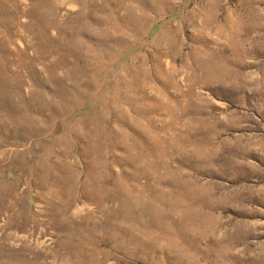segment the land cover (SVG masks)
<instances>
[{
  "label": "rangeland",
  "instance_id": "rangeland-1",
  "mask_svg": "<svg viewBox=\"0 0 264 264\" xmlns=\"http://www.w3.org/2000/svg\"><path fill=\"white\" fill-rule=\"evenodd\" d=\"M0 264H264V0H0Z\"/></svg>",
  "mask_w": 264,
  "mask_h": 264
}]
</instances>
